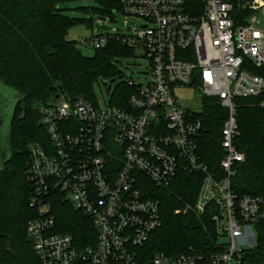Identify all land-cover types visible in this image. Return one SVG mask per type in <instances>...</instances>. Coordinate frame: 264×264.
Here are the masks:
<instances>
[{"label":"built area","instance_id":"obj_1","mask_svg":"<svg viewBox=\"0 0 264 264\" xmlns=\"http://www.w3.org/2000/svg\"><path fill=\"white\" fill-rule=\"evenodd\" d=\"M140 26L93 35L83 46L106 47L116 39L141 49L152 70L129 106L105 105L84 96L58 94L39 107L48 142L31 144L30 205L38 210L27 228L41 264H243L245 244L257 242L264 225V195H239L232 185L246 160L239 135L236 98L264 95V0H108ZM193 87L217 97L228 111L221 129V174L203 160L199 143L205 123L175 94ZM264 108V99L260 102ZM203 174L195 203L175 214L205 213L214 203L219 251L190 247L176 256L143 252L162 224V205L153 189L171 185L180 172ZM91 220L93 245L80 248L75 236L56 231L52 196L58 193Z\"/></svg>","mask_w":264,"mask_h":264},{"label":"trees","instance_id":"obj_2","mask_svg":"<svg viewBox=\"0 0 264 264\" xmlns=\"http://www.w3.org/2000/svg\"><path fill=\"white\" fill-rule=\"evenodd\" d=\"M73 1L77 0H0V81L20 94L10 126L11 152L3 156L0 165V264H18L17 260L19 264H41L27 233L29 222L39 215L30 205L34 191L27 178L32 159L30 145L49 140L39 107L54 102L58 94L84 96L97 102L95 85L104 78L120 80L110 92L112 104L128 107L130 96L138 89L124 79L117 64L120 57H134L135 47L111 39L106 47L96 49L95 55L88 57L77 42L68 39L70 29L82 21L66 12V5ZM95 1L101 7L87 11L104 15L111 13L113 7L121 10L116 2ZM85 22L91 26L89 21ZM257 73L264 76V65ZM263 99L264 95L236 98L239 135L235 144L246 155L232 180L239 195H264V108L260 106ZM21 103L25 106L21 107ZM197 115L205 123L199 140L203 160L212 171L221 174V129L228 111L219 98L202 96V110ZM16 123L22 134L17 140ZM203 178V174L182 171L168 187H154V195L161 200L163 224L151 235L143 250L145 257L162 251L176 256L190 247L202 254L219 251L214 203L202 215L175 214L176 208L196 202ZM51 199L56 231L73 234L80 248L95 244L97 235L90 218L59 192ZM256 231V245L244 250L243 264H264V225H258ZM73 264L89 263L77 260Z\"/></svg>","mask_w":264,"mask_h":264},{"label":"rangeland","instance_id":"obj_3","mask_svg":"<svg viewBox=\"0 0 264 264\" xmlns=\"http://www.w3.org/2000/svg\"><path fill=\"white\" fill-rule=\"evenodd\" d=\"M69 9L66 11L71 18H78L82 21L74 25L68 34V39L77 42L79 48L82 50L85 56L91 57L96 53V48L92 45L83 46L81 42L83 40L90 39L93 35L112 33L113 29L120 31L125 30L128 26H142L144 20L137 16H131L125 14L118 7H113L111 13L104 15H97L94 12L87 11L88 8L101 7V4L95 0H77L70 2L66 5ZM85 21H89L91 26L89 27ZM118 66L120 70L125 74L124 79L133 80L136 83L147 84L151 80L152 70L149 60L144 56L141 49L136 50L134 57H120L118 58ZM119 79L112 81L107 78L101 80L95 85V92L97 100L101 105H105L110 100V92L115 88ZM5 92L9 93L10 102L16 99L15 92L10 88H2ZM175 94L180 100V103L189 108L190 110H201L202 96L201 93L193 87L186 86L180 87L175 90ZM23 97V95H22ZM25 103H21L20 106L24 107ZM11 107V105H10ZM9 107V109H10ZM11 115V113H10ZM19 124L14 125V136L17 140L22 134L19 133ZM31 146V145H30ZM7 156L10 154V148L7 144V148L4 152ZM3 155L0 153V165H2ZM256 244L251 242L245 244V247H253Z\"/></svg>","mask_w":264,"mask_h":264},{"label":"water","instance_id":"obj_4","mask_svg":"<svg viewBox=\"0 0 264 264\" xmlns=\"http://www.w3.org/2000/svg\"><path fill=\"white\" fill-rule=\"evenodd\" d=\"M2 88L6 89L7 87L0 81V153H2L3 156L7 157L4 152L7 148V144L9 145L11 152L10 126L13 119L14 107L18 99L20 98V94L17 91L13 90L15 92L16 99L10 102L9 93L5 92V90H3ZM51 90H54V88H52ZM58 97L59 95H57V98ZM17 263L19 264L18 260Z\"/></svg>","mask_w":264,"mask_h":264}]
</instances>
